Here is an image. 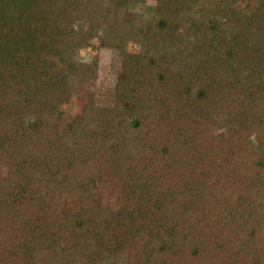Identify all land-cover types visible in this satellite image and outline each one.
Returning a JSON list of instances; mask_svg holds the SVG:
<instances>
[{
    "label": "trees",
    "instance_id": "1",
    "mask_svg": "<svg viewBox=\"0 0 264 264\" xmlns=\"http://www.w3.org/2000/svg\"><path fill=\"white\" fill-rule=\"evenodd\" d=\"M153 1L0 0V264H264V0Z\"/></svg>",
    "mask_w": 264,
    "mask_h": 264
},
{
    "label": "rangeland",
    "instance_id": "2",
    "mask_svg": "<svg viewBox=\"0 0 264 264\" xmlns=\"http://www.w3.org/2000/svg\"><path fill=\"white\" fill-rule=\"evenodd\" d=\"M130 9L132 12H138L143 14L145 17H149L154 11L155 2L153 0H129ZM240 7L253 8L257 4L256 0H242L238 3ZM83 24L78 23L77 27L83 29ZM95 41V40H93ZM92 41V42H93ZM87 46L82 47L78 52L80 57L86 58L93 52L91 49L90 41L87 42ZM138 44L130 43L129 49H138ZM120 68V61L116 54L109 49H102L100 51V62H99V77L96 82L100 88L112 87L115 84L117 78V71Z\"/></svg>",
    "mask_w": 264,
    "mask_h": 264
}]
</instances>
